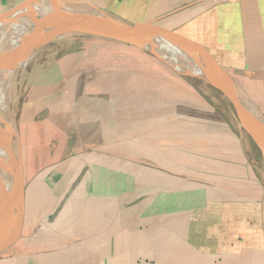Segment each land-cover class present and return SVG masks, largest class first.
I'll list each match as a JSON object with an SVG mask.
<instances>
[{
    "label": "crops",
    "instance_id": "1",
    "mask_svg": "<svg viewBox=\"0 0 264 264\" xmlns=\"http://www.w3.org/2000/svg\"><path fill=\"white\" fill-rule=\"evenodd\" d=\"M22 1L0 0V19ZM83 1L210 55L264 115V0ZM107 108L76 152L23 167L22 233L0 264H264V184L208 171V140L177 143L182 127L209 134L206 123H149L150 144L133 129L143 123L114 125Z\"/></svg>",
    "mask_w": 264,
    "mask_h": 264
},
{
    "label": "rangeland",
    "instance_id": "2",
    "mask_svg": "<svg viewBox=\"0 0 264 264\" xmlns=\"http://www.w3.org/2000/svg\"><path fill=\"white\" fill-rule=\"evenodd\" d=\"M25 42L26 37L17 40L7 70L13 129L20 134V138L13 135V144L23 167H29L32 158L36 170H45L49 160L76 152L77 144L88 134L82 125L91 124V114L108 107L114 125L143 123L133 129H140L139 135L144 134L146 141L156 135L149 123L185 119L180 114L188 113V124L202 120L209 126V134H187V127H182L176 131L178 145H194L195 137L208 140V171L264 184V159L259 149L245 131L240 134L231 104L200 78L180 74L135 47L83 34L48 41L15 68L13 62ZM260 122L264 126V119ZM217 124L223 128L218 133L211 130ZM125 134H118V140Z\"/></svg>",
    "mask_w": 264,
    "mask_h": 264
},
{
    "label": "water",
    "instance_id": "3",
    "mask_svg": "<svg viewBox=\"0 0 264 264\" xmlns=\"http://www.w3.org/2000/svg\"><path fill=\"white\" fill-rule=\"evenodd\" d=\"M28 20L35 26L30 36L48 37L51 41L71 34L90 35L135 47L180 74L200 78L231 104L240 134L245 131L250 136L264 159V126L260 122L264 115L255 111L256 104L247 91L210 55L132 24L88 1L24 0L0 19V256H6L3 252L20 238L24 223V169L13 147V135L20 138V134L13 129L6 78L9 43L14 31ZM177 65L200 72L183 71ZM261 217L264 234V193Z\"/></svg>",
    "mask_w": 264,
    "mask_h": 264
},
{
    "label": "bare ground",
    "instance_id": "4",
    "mask_svg": "<svg viewBox=\"0 0 264 264\" xmlns=\"http://www.w3.org/2000/svg\"><path fill=\"white\" fill-rule=\"evenodd\" d=\"M31 27H33V21L32 20H28L23 25H21L17 30L14 31L13 39L9 43L8 48H10L9 49L10 51L8 52L7 60L10 63V62H12L11 61L12 60V55L14 54V50H15L14 45L17 43V40L26 37V42L21 46V50L16 55V62L15 61L13 62L14 65H12V66L13 67L15 66V68H17L18 65H20L21 62H24V61L30 59L31 57H33L32 55H34V53H37V50L43 44H45L46 42L50 41L48 37L46 38V37L30 36L31 33L35 32V29H33V28H32V30H30ZM50 39H52V38H50ZM33 44L37 45V47H35ZM177 66H178L179 69H182L183 71L200 72L197 69L194 70L193 67H189V66L188 67H183V66H180V65H177ZM9 79H10V75L6 78V80H8L7 89H8V86H9ZM1 83H2L3 87H6V86L3 85V80H2ZM0 90H1V88H0Z\"/></svg>",
    "mask_w": 264,
    "mask_h": 264
}]
</instances>
